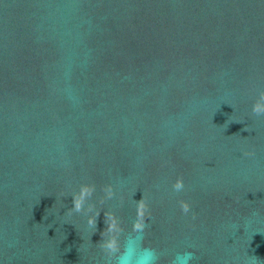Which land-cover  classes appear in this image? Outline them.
<instances>
[{
    "label": "water",
    "instance_id": "water-1",
    "mask_svg": "<svg viewBox=\"0 0 264 264\" xmlns=\"http://www.w3.org/2000/svg\"><path fill=\"white\" fill-rule=\"evenodd\" d=\"M260 91L264 0H0V264H109L105 211L155 264H264Z\"/></svg>",
    "mask_w": 264,
    "mask_h": 264
},
{
    "label": "clouds",
    "instance_id": "clouds-1",
    "mask_svg": "<svg viewBox=\"0 0 264 264\" xmlns=\"http://www.w3.org/2000/svg\"><path fill=\"white\" fill-rule=\"evenodd\" d=\"M251 112L256 116H264V91L258 93L257 98L251 105ZM246 131V129H245ZM251 155V153H245ZM171 187L175 192L184 190V180L181 176H177L172 182ZM95 184L82 183L78 190L71 193L72 207L68 210V215L72 213H84L87 216L86 223L90 229H97V218L100 211L94 209V205L89 203L93 193L95 192ZM104 198L111 199L114 195L111 184L102 187ZM103 202V201H101ZM182 213L187 214L190 211V204L181 199L178 201ZM87 204V209L85 205ZM87 213H92L88 215ZM151 216L149 205L143 197L139 201H135V219L131 225V233H143L146 228V219ZM195 218V213H193ZM104 223L106 227L100 232L101 240L97 243L100 250L107 257L109 264H155L159 259L156 249L144 247L141 242H135L131 247H121L120 236L124 232L120 219L112 211L104 212ZM192 253L178 254L173 264H177V260L183 262L185 259H191Z\"/></svg>",
    "mask_w": 264,
    "mask_h": 264
}]
</instances>
